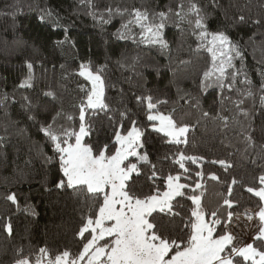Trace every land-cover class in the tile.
I'll return each instance as SVG.
<instances>
[{
  "label": "trees",
  "instance_id": "1",
  "mask_svg": "<svg viewBox=\"0 0 264 264\" xmlns=\"http://www.w3.org/2000/svg\"><path fill=\"white\" fill-rule=\"evenodd\" d=\"M181 2L187 10L189 0H91V7L89 0H0V264H15L21 255L31 257L34 264L41 247L53 256L66 249L76 253L82 247L76 233L93 201L82 192L56 187L63 178L59 161L47 159L53 157V145L40 131L42 125L53 122L57 112L61 115L54 127L78 131V105L84 98L81 86L91 87L78 75L81 64H89L93 70L104 68L105 97L112 108L108 116L114 117L109 121L103 113L93 116L87 143L94 148L108 144L112 150L113 125L118 127L119 113L127 111L124 128L136 120L145 130V150L157 167L161 178L155 183L161 189L164 177L182 171L173 160L179 150L204 157L201 164L188 162L186 166L192 180L198 179L196 171L204 172L203 204L209 212L220 208L225 198L235 202L228 210L236 214L258 208L259 198L245 189L256 186V178L264 175V105L260 103L264 95L260 90L264 82V0H193L206 18L208 31H223L239 46L243 59L233 63L252 81L251 85L241 83V75L234 90H225L223 95L219 88L201 85L211 55L204 48L197 50L200 41L193 34L194 24L171 16L164 30L169 48L162 50L140 43V30L135 26V41L119 38L124 31L121 25L130 18L127 14L113 15L109 23L100 20L101 16L109 18L105 11L109 7L114 11L148 9L151 13L168 7L175 10ZM49 10L53 15L41 21L40 16ZM93 12L95 17L90 14ZM241 15L244 22L239 20ZM256 20L260 24H255ZM28 63L33 65V87L20 88L28 75ZM248 90L251 97L240 95ZM47 92L54 96H46ZM149 95L154 101L166 100L159 110L189 126L187 145L168 143L162 134L151 130L146 106L136 101V96ZM240 99L244 103L237 109ZM241 110L248 115H242ZM69 114L75 121L66 119ZM220 117L227 118V127ZM249 135L251 142L246 139ZM219 160L232 167L211 163ZM212 173L219 181L208 179ZM150 174L145 166L143 174L133 178L138 192L152 189ZM233 178L238 183L229 197L227 189ZM13 193L19 207L6 199ZM178 200L182 207L177 211L188 215L191 202ZM225 208H220L221 218L226 215ZM9 223L11 235L5 229ZM180 228L177 217L170 230L181 235Z\"/></svg>",
  "mask_w": 264,
  "mask_h": 264
},
{
  "label": "snow or ice",
  "instance_id": "2",
  "mask_svg": "<svg viewBox=\"0 0 264 264\" xmlns=\"http://www.w3.org/2000/svg\"><path fill=\"white\" fill-rule=\"evenodd\" d=\"M91 7V0H89ZM108 19L103 16L100 20L109 23L113 15L130 18L121 25L124 30L119 33L120 39L132 38L133 26L139 28V42L159 46L160 49L169 48L165 39L164 30L171 18L175 16L180 22L194 24L193 34L200 41L197 50L204 48L211 55V65L203 72L201 85L203 88L216 87L231 92L235 88L237 78L241 75V83L251 85L247 74L237 68L233 61L243 59L239 46L223 31L209 32L201 8L193 0H189L187 10L181 2L174 10L168 7L167 11H153L148 9L132 8L105 9ZM95 17V13H90ZM49 10L40 16L41 21L51 17ZM195 17L191 19L190 17ZM240 22L245 21L244 16L239 17ZM260 24L259 20L254 21ZM28 75L20 84V88L33 87V65L27 64ZM233 71H229V70ZM104 68L93 70L89 64H81L78 75L91 85L89 89L81 86L84 98L78 105V131L69 127H54L56 118L61 115L57 112L53 122L42 125L40 131L53 145V157L58 158L59 168L62 172L56 187L73 189L77 193H84L86 199L93 204L89 212L82 218L81 226L76 235L82 245L81 249L73 253L70 250L58 252L54 256L46 247L39 249L34 264H264V247H257V243L264 245V175L258 176L256 186L246 187L248 193L259 198L258 210L252 213L246 210L244 215L248 220L258 217L259 226L250 243H237V237L229 230L234 223V217L239 214L228 209L235 206L232 199L225 198L220 208H225L226 215L221 218L220 208L208 211L203 204L205 185L204 172L196 171L197 180H192V173L186 163L201 164L204 157L189 156L179 151L173 155V160L182 171L176 174L169 173L163 178V189L155 181L160 179L157 167L150 160L145 150V130L137 126L136 120H131V127L124 128V121L128 119L127 111L119 113L120 120L115 127L112 150L105 144L99 148L85 141L93 132L92 117L103 113L112 121L114 117L108 116L112 111L106 102L105 79L102 75ZM264 92V82L260 84ZM46 96H54L47 92ZM241 96L251 97L252 91L240 93ZM227 99V97H225ZM5 100L8 97L5 95ZM28 100V97H24ZM139 104L146 106V120L151 122V130L162 134L166 142L174 145H187L189 126L179 124L171 113L164 114L159 110L166 100H155L152 96H136ZM30 103V102H29ZM244 99L236 102L237 109L241 108ZM260 103L264 105V95L260 96ZM174 111V110H173ZM241 114L247 116L246 111ZM208 116V113H204ZM31 118V117H30ZM68 121H75L73 115H67ZM227 127V118L220 117ZM252 141L249 135L246 137ZM165 159H168L166 156ZM220 164L225 169L232 167L225 160L211 161ZM150 169L149 180L153 181L149 192H138L135 188L134 177L143 174V168ZM208 179L219 181V177L212 173ZM185 182H181V181ZM188 181H191L190 183ZM238 181L233 178L228 186L227 194L231 197L233 185ZM199 193V194H197ZM178 198L191 202L188 215L177 211ZM12 204L18 205L16 194L6 197ZM180 218L181 235H174L170 226L176 218ZM9 235L12 233L11 224L5 225ZM22 252V250H21ZM15 264H33L29 256L21 255Z\"/></svg>",
  "mask_w": 264,
  "mask_h": 264
},
{
  "label": "rangeland",
  "instance_id": "3",
  "mask_svg": "<svg viewBox=\"0 0 264 264\" xmlns=\"http://www.w3.org/2000/svg\"><path fill=\"white\" fill-rule=\"evenodd\" d=\"M257 210L258 208L250 211L255 213ZM244 213L245 212L240 213L238 219L234 218V223L229 228V230L237 237L238 244L252 242V237L257 232L259 226L258 217L254 216L252 220H248Z\"/></svg>",
  "mask_w": 264,
  "mask_h": 264
}]
</instances>
